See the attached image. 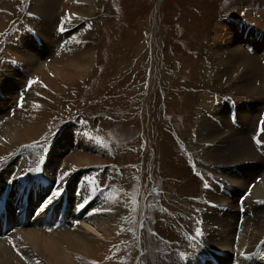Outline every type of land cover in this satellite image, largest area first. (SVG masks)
Masks as SVG:
<instances>
[{"label": "rangeland", "instance_id": "1", "mask_svg": "<svg viewBox=\"0 0 264 264\" xmlns=\"http://www.w3.org/2000/svg\"><path fill=\"white\" fill-rule=\"evenodd\" d=\"M90 1L0 0V71L11 68L19 74L9 87L14 92L12 100L3 94L9 85L2 83L0 87V98L8 102L6 107L1 104L0 127L7 119H13L18 128L14 134L16 143L0 142V148H4L0 149V159L6 158L0 167L13 163L12 179L15 173L28 178L33 172L43 171L33 179L34 192L26 201H16L17 197L10 195L7 200L11 204H4L0 210H9L11 218L24 217L19 226L17 219L12 218V230L47 224L52 216L58 224L75 226L77 214L73 209L74 199L79 196L77 189L92 184L94 193L95 188L105 199L102 197L99 207L91 208L87 216L101 214L92 219L93 226L87 236L89 249H76L66 264L185 262L192 255L193 243L203 234L201 209L194 201L201 202L203 193L210 190L208 180L223 174V167L213 164L200 167L192 160L184 143L193 132L191 123L216 117L241 129L239 117L251 114L246 132L253 135L247 133V139L252 138L255 150L261 152L262 146L255 143L254 135L262 132L264 122V41L258 43L259 36H264V0H95L93 14L87 8ZM38 29L45 35L52 33L53 39L58 35L63 37L55 47L50 43L44 45ZM231 33L236 36L232 48L241 47L239 56L230 55L235 50L227 48ZM26 39L44 51L39 60L47 66L41 72L36 67L27 69L21 61L28 55ZM208 61L211 64L207 65ZM247 62L257 71L248 70ZM202 68L209 69L212 77L205 75ZM8 69L4 71L7 74ZM27 93L26 109L17 112L24 105ZM80 130L87 131L97 146L65 145L63 135L69 132L72 141ZM172 133L178 135L179 144L172 145ZM164 146H168L169 153ZM51 152L59 153L58 165L54 174L48 176L44 167ZM84 155L90 162L74 170L73 163ZM65 162L69 165L66 172ZM164 164L170 174L177 175L162 173ZM85 172L84 183L80 176ZM65 173L71 174L61 189V201L48 204L50 195L60 187L59 177ZM256 177L252 180L258 181L260 177ZM39 180L44 183V190L51 188V194L46 197L39 194ZM249 193L247 190L242 194L247 197ZM91 196L87 194L83 198V213L96 199ZM261 210L264 211V206ZM46 213L51 214L49 218ZM241 214L245 213L241 210ZM78 223L77 230H85ZM261 224L258 232L261 240L257 252L249 256L251 264H264V215ZM214 248L224 253L219 247H209L214 256L211 250L219 251Z\"/></svg>", "mask_w": 264, "mask_h": 264}, {"label": "bare ground", "instance_id": "2", "mask_svg": "<svg viewBox=\"0 0 264 264\" xmlns=\"http://www.w3.org/2000/svg\"><path fill=\"white\" fill-rule=\"evenodd\" d=\"M9 3H11V1H9ZM81 3H83V2H81ZM11 5H12V3H11ZM96 5L97 4H96L95 0H91L89 2V7H87V8H88L90 14L94 13V10L96 9ZM69 6L72 7V5H69ZM77 6H79V5H77ZM79 8H81V7H79ZM79 8H77V9H79ZM205 10H207V9H205ZM34 20H36V19H34ZM166 23H164V24H166ZM167 24H169V23H167ZM186 24L187 23H185L184 25H186ZM190 25L192 27V24H190ZM203 25H205V24L203 23ZM206 25H207V23H206ZM162 26H163V24H162ZM175 27H176V25H175ZM175 27H173V28H175ZM178 27L181 28L179 26V23H178ZM193 27H194V25H193ZM195 27L197 29L196 25H195ZM202 27H201V29L203 30ZM168 29H170V28H168ZM182 29L183 28H181V30ZM186 29H188V28H186ZM171 30H173V29H171ZM163 31H164V29H163ZM168 31L166 33H168ZM191 31H194V30H191ZM37 34L39 36H41V39H42L44 45L46 43H50L51 45H53V47H55L56 43H58V41L61 39L60 37H63V36L59 37V35H58L57 38L53 39L52 33L45 35V33L43 32L42 29H38ZM177 34L175 35L176 37H177ZM195 34L197 35V32ZM230 36H231V38L229 39V42H228L230 47L228 46L227 48H232L234 46L233 45L234 42L236 41L235 35L232 34ZM255 36H257V35L255 34ZM172 37H174V36H172ZM200 37H203V36L200 35ZM174 39H176V38H174ZM192 39H194V38H192ZM192 39H190V40H192ZM198 39H199V37H198ZM255 40H257V39H255ZM261 41H264V36H259V38H258L259 45L261 44ZM20 42H22V41H20ZM199 42H201V41H199ZM25 43L27 45V47L25 46L27 48L25 53H28V55H27V58H23V59L21 58V61L24 62L25 67L27 69H29L28 67H32V68L36 67L41 72V70H43V68L45 66H47L46 63H43V62L41 63V60H39L44 55V51L39 50V48L37 46L35 47V45L33 47L32 43L28 39H26ZM177 44H179V43H177ZM191 44H189V45H191ZM185 45L187 47V44H185ZM181 46H183V45H181ZM181 46H179V47L181 48ZM205 46H207V45H205ZM239 47H240V45H239ZM174 48H172L171 50H173ZM234 48H232L231 50L232 51L235 50V52L231 51L232 53H230V55H232V56L238 55L239 56V54H242L240 52L241 47L235 48V49ZM177 51H179V50H177ZM184 51H185V49H184ZM180 53H182V52H180ZM184 53H186V52H184ZM171 54H173V52ZM198 54H199V52H198ZM222 55L220 54V56H222ZM187 57L188 56H186V58ZM189 57H191V56H189ZM247 57H248V59L250 58L248 55H247ZM232 58H234V57H232ZM238 58H236V59H238ZM165 59H167V61H168V58L165 57ZM191 59H193V58H191ZM236 59H235V61H236ZM244 59H242V60H244ZM75 60H76V58H75ZM250 60H253V58ZM222 61H223V59H222ZM237 61H239V59ZM246 61L247 60H245V62ZM254 61H256V60H254ZM202 62H204V61H202ZM250 62H252V61H250ZM188 63L190 64L191 61L190 62L188 61ZM192 63H194L193 60H192ZM212 63H214V62H212ZM77 64H79V63H77ZM189 64H188V66H189ZM194 64H192V65H194ZM197 64H200V61H197ZM209 64H211V63L209 62L207 65H209ZM247 64H248V62H247ZM247 64H246V66L249 67L248 70L249 69L250 70L256 69V68L252 67V63L248 64V65ZM70 65H71V63H70ZM157 65L159 66V64H157ZM253 65H255V63ZM190 67H191V64H190ZM6 69H8V68H6ZM6 69L0 71V87H1L2 83H7L9 85L6 88L5 93H3V94L5 95L6 98H8L9 100L10 99L12 100L14 98V95H13L14 92H13V90L11 91L10 90L11 88H9V87L12 85L11 83H14L11 81H13V79H15V77H18L19 74L18 73L15 74L14 70L11 68L8 69L9 73L7 74V72L6 73L4 72V71H6ZM49 70H48V72H49ZM195 70H197V69H195ZM202 71L205 72L206 73L205 75H207L209 78L212 77L211 76L212 74L210 75L209 69L202 68ZM255 71H257V69ZM35 72H36V70H35ZM44 73H46V72H44ZM157 74H158V72H157ZM142 77H143V74H142ZM205 80H206V78H205ZM5 86H6V84H5ZM161 86H162V84H161ZM16 98H17V96H15V99ZM24 98H25V100L23 99L24 105L22 104L21 109L17 112H20L23 109H26L25 104L28 103L27 102L28 98H29L28 93L26 95H24ZM2 99L0 98V109L2 107L1 106L2 103L4 104V105L2 104L4 107H6L8 104L7 101L2 100ZM164 100H166V99H163V101ZM14 101H16V100H14ZM263 101H264V99H263ZM156 103H157V101H156ZM263 105H264V103H263ZM182 108H183V111L185 113L186 109L184 110V107H182ZM219 113L223 114V110H220ZM199 115H200V113H199ZM185 116H186V118L185 117L184 118L187 119L188 114ZM219 116H221V114H219ZM241 116H242L241 118L239 117V120L242 123L241 129L234 128V126H232L230 124V122L228 123L227 121H224L221 118L219 119L220 121H218V119L216 117H215V119H210V120L202 119L199 117L200 119H198L197 122L193 121V123H191L192 124L191 131H193V132H191V134L187 135L189 138H187V139L185 138L186 140L184 139L185 140L184 143L187 145L186 147L185 146L184 147L189 150V152L191 153V156L193 158L192 160H194V162L196 163L197 166L203 167L202 164L217 165L219 167H223V174L221 176H217L213 181H210V180L207 181V179L205 178L207 181V186L210 188V190H208V192L203 193L204 196H203V199L201 200V202L199 201V199L197 202L194 201L197 208L201 209L200 214H201V217L203 220V225H202L203 234H201L198 237V239L196 240V242L193 243L192 255L188 258V260H186L185 262L181 261L179 264H251V262H253L251 260V257H249V256H251L257 252V249H258L257 244H259V242L261 240V239H259V233L258 232L262 229L261 223H262V218L264 215V211H262L263 209L261 210V208L264 206V173L262 174L263 167H264V131H262L259 135L257 132H255L256 133V135H254L255 143L257 145L261 144V146H262L261 152H257L255 150L254 145L251 142L252 138H250L249 140L247 139V135H249V134L253 135V134H251V132H246V127L250 123L252 115L245 113ZM19 122L20 121H17V123H19ZM27 122H29V121H27ZM186 122H187V120H186ZM15 123H14L13 119H9V120L7 119V121H5L2 124V126L0 127V142H2V144H4L3 140H9V142L13 143L14 140L16 139V138H14V134L16 133L15 129H18V128H17ZM237 123H238V121H237ZM255 123H257V121ZM20 125H21V122H20ZM18 127L20 128L19 125H18ZM17 131L19 132V130H17ZM18 132H17V134H18ZM68 133L63 135L65 145L78 144V146H81V147H92V146L96 147L97 146L96 143L93 140H91V137L87 133V131L76 132L72 141H69L71 136H70V133L69 134ZM168 133H170V132H168ZM247 133H249V134H247ZM163 134H166V133H163ZM172 135H173L172 145L179 144L178 135L173 134V133H172ZM249 137H251V136H249ZM87 138H90V140H87ZM182 140H183V138H182ZM258 140L260 141V143H257ZM92 141H93V143H91ZM16 142H14V143H16ZM256 144H255V146H256ZM13 146H15V144ZM166 148H167V150H166ZM0 149H4V148H0ZM164 150L169 153L168 146H164ZM160 151H161L160 154H163L162 149H160ZM262 151H263V153H262ZM82 152H81V154H82ZM77 153H79V152L77 151L76 154ZM58 155H59V153H52V152L49 155V157H48L49 161L47 162V165H45V167H44V172L46 175L49 176L51 173H53L55 170H57L56 165H58L57 164ZM73 155H71V156H73ZM84 156H86V157L78 156L77 159L74 158V159H76V162H74V163L71 161L73 163L72 168H74V170L76 167H78V165L82 166V165H86L90 162L88 156L87 155H84ZM165 157L168 158L170 156H169V154H166ZM2 158L3 157H1L0 162L2 160L6 159V158L5 159L4 158L2 159ZM55 158H56V160H54ZM213 160L217 161V162H214ZM164 162H166V160ZM167 162L170 163L169 158H168ZM1 165L2 164H0V166ZM4 165L6 166V168H2L4 166L0 167V196H4L3 202L2 201L0 202V206L3 205L4 203L10 204L7 201V197L10 195H12L13 197H17L16 201H20V200L25 201V199H26L25 197L28 194H30V192H32V181H33V179L40 174L42 175L41 172H43V171L33 172V173H31V175L27 176L28 178L18 176V175H20V172L15 173L14 174L15 177L12 179V177H11L12 175L10 173V170H15L14 164L13 163H5ZM67 166L69 167L68 164H67ZM67 166H66V162H65L63 165V167L65 168L64 169L65 172L67 170H69L67 168ZM166 167L167 166L164 164L162 173L170 174V172L168 171V169ZM205 168H207V167H205ZM213 172H214V170H213ZM61 174L62 173H60V175ZM82 174L83 175L80 176V180H84V183H85L87 172L82 173ZM170 175L173 177L174 175H177V174H174V175L170 174ZM210 175H212V174H210ZM256 175H258L260 177L258 179V181L252 180L253 178L256 177ZM16 176H18V177H16ZM56 176H54L53 178L55 179ZM7 180H10V181H7ZM65 181H68V179ZM38 184H39L38 191H39L41 196L45 195V197H46L47 195L51 194V192H50L51 188L48 187L47 189L44 190V188H43L44 183L41 180H39ZM77 190L79 192V194H78L79 196H76L74 199L75 209H73V210H76L74 212L77 214L75 217L77 224H79L78 223V221H79L81 223L80 224L81 226L82 225L85 226V230L83 228V230L81 229L78 231L77 230V228H78L77 224H75V226L72 225L71 223L58 224L56 221L53 220V218H52L53 216L49 220H47L48 221L47 224L43 222L37 226L36 225L35 226L29 225L28 227L24 228L23 230H20V229L12 230L10 228V223H11V220H13L15 218L12 217L13 218L12 219L10 217V211L9 210H2V211L0 210V237H1V235L8 236V238H6V239L0 238V264H66V263H69V261H70L69 260L70 254L73 255L72 252L76 251V249L82 250V251H86L87 249H89L88 248L89 243L87 241V236L90 235V229H92V227H91L92 221H93L92 219H94V216L99 215L101 213L100 212H96L94 214L91 213L90 216H87V213L89 211H92L91 208L100 204V202L103 201V199H105V197L103 194H101V193L99 194L95 188H94V190H95V193H94L92 184H89L88 186H85V187L80 186V187H78ZM247 190L250 191V193L247 195V197H244V195L242 193H244ZM87 194L92 195L91 197L94 196L96 199L88 205V207L86 208V210L83 213V209H81L82 208L81 204L83 202V198L85 196H87ZM51 195H50V197H51ZM102 197H104V198L102 199ZM174 198H176V197H174ZM59 201H61V199H59V197L52 200L53 203H55V202L57 203ZM192 201H191V203H192ZM62 202H64V201H62ZM101 204H103V203H101ZM82 205H84V204H82ZM246 206H248V207H246ZM98 207H99V205H98ZM32 208H34V207H32ZM194 209H196V208H194ZM77 210H79V211H77ZM241 210H242V213H245V214L244 215L241 214V216H240ZM260 210H261V212H260ZM25 214H27V213H25ZM193 214H194V212H193ZM46 215H47V213H46ZM49 215H51V214H49ZM49 215H47V218H49L48 217ZM44 216H45V214H43L42 217H44ZM42 217H41V219H42ZM45 218L46 217H44V219ZM194 218H195V216H194ZM16 219H17L18 226L23 224V218L21 216H18ZM16 219H15V221H16ZM44 224H46V225H44ZM237 226H240L239 231H237ZM88 230H89V232H88ZM106 235H108V232ZM142 235H144V232ZM236 236H237V239H235ZM90 245H91V243H90ZM212 246L213 247H219L221 249V251H223L224 253L220 252V250L218 248H214V249L219 250V251L211 250L217 257L219 256L218 258H216V256H214L213 254H211L208 251V248L209 247L212 248ZM94 248H95V246H94ZM92 250H93V248H92ZM90 253H92V252L90 251ZM229 253H231V254H229ZM209 257H210V260L209 259L207 260V258H209ZM75 261H76V259H75Z\"/></svg>", "mask_w": 264, "mask_h": 264}, {"label": "snow or ice", "instance_id": "3", "mask_svg": "<svg viewBox=\"0 0 264 264\" xmlns=\"http://www.w3.org/2000/svg\"><path fill=\"white\" fill-rule=\"evenodd\" d=\"M61 31H64V28L61 27L60 29ZM261 131H264V122H262V128ZM257 143H260V141L258 140ZM71 173H65L64 175L59 177L60 180V187H58L51 195V197L49 198V200L47 201V203H51L53 199L59 197V195L61 194V189L63 187L64 181L67 179V177L70 175ZM46 206V205H45ZM83 206V205H81Z\"/></svg>", "mask_w": 264, "mask_h": 264}]
</instances>
